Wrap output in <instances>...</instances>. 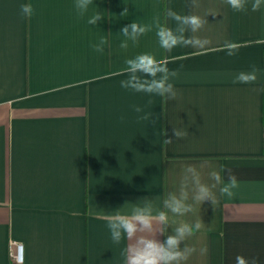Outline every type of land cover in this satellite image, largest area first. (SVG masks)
<instances>
[{
    "label": "crops",
    "instance_id": "obj_1",
    "mask_svg": "<svg viewBox=\"0 0 264 264\" xmlns=\"http://www.w3.org/2000/svg\"><path fill=\"white\" fill-rule=\"evenodd\" d=\"M252 2L236 12L225 0H92L79 15L76 0H0V264H124L130 242L112 241L107 217L135 207L167 212L168 234L201 220L182 264H264V0ZM169 10L206 20L185 35L209 43L161 47L158 27H177ZM132 22L149 29L135 42L121 33ZM143 54L178 73L175 100L135 89L150 77L127 61ZM254 67L255 83H233ZM221 165L237 177L232 196L218 185L215 208H164L170 193L192 202L188 166L212 184Z\"/></svg>",
    "mask_w": 264,
    "mask_h": 264
},
{
    "label": "clouds",
    "instance_id": "obj_2",
    "mask_svg": "<svg viewBox=\"0 0 264 264\" xmlns=\"http://www.w3.org/2000/svg\"><path fill=\"white\" fill-rule=\"evenodd\" d=\"M233 11L242 12L246 10L247 0H225ZM92 3V0H76L75 7L79 15H83V11ZM195 6L196 0H192ZM262 0H253L251 5L252 11H257L261 7ZM21 13L23 16L31 18L33 15V7L31 4L22 5ZM128 14L127 9L121 13L122 16ZM167 15L172 18L177 27L175 30L167 27H158L157 36L161 47L165 50H171L177 46H191L203 48L209 43L207 40H201L195 36H186V32L196 33L207 22L197 15H180L173 10H169ZM102 19V14L97 12L93 15L88 23L96 25ZM149 29L141 26L135 22L121 29L124 36L131 35L133 41L145 34ZM122 48H127L126 43L121 44ZM234 44L226 45L228 54L233 55ZM130 71L136 73L141 72L145 76L150 77L135 85L137 91H143L149 94H156L158 96L166 97L167 99L175 100L177 92L170 82V78L176 77L178 73L175 70L170 71L166 65H162L155 60L154 57L148 54L137 56L134 59L128 60ZM257 69L254 67L249 73H240L233 83L252 84L257 80ZM264 91V89H261ZM140 112V108L135 109ZM147 119V117H142ZM173 135L179 139L184 138L186 133L178 128L173 129ZM166 144H172L171 138L164 140ZM226 174L227 182L225 183ZM209 179L213 181L212 184H207L202 181L200 172L194 166H188L185 169L184 179H191L193 186V195L191 196V203H189V195L187 191H182L178 196L175 193L168 194L164 201V208L174 215L183 216L193 212L194 205H202L205 201H210L212 206L219 203L214 189L219 185L221 195L232 196V189L238 187L237 177L230 169H226L223 165L219 170L212 169L208 173ZM107 228L109 229L111 239L114 243L119 244L122 239H127L130 243L123 250L122 256L124 257V264H182L186 261L195 248L189 247L186 243L181 247L182 242H185L189 237L193 236L196 231L202 227L201 220L196 221L194 224L182 223L176 227L171 234H168L169 219L165 211H161L153 215L151 210L147 207H135L130 215L115 214L107 217ZM157 233L164 235L166 238L161 241L157 239ZM204 254L207 248L201 250ZM236 264H256L253 259L249 262L242 255L236 258Z\"/></svg>",
    "mask_w": 264,
    "mask_h": 264
},
{
    "label": "built area",
    "instance_id": "obj_3",
    "mask_svg": "<svg viewBox=\"0 0 264 264\" xmlns=\"http://www.w3.org/2000/svg\"><path fill=\"white\" fill-rule=\"evenodd\" d=\"M10 256L12 258V260L14 261V263H20L22 260V245L19 242H11L10 243Z\"/></svg>",
    "mask_w": 264,
    "mask_h": 264
}]
</instances>
